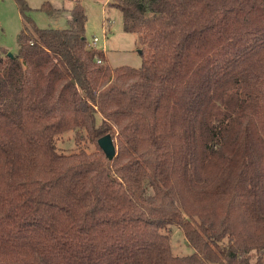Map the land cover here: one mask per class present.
I'll return each instance as SVG.
<instances>
[{
	"label": "trees",
	"instance_id": "trees-1",
	"mask_svg": "<svg viewBox=\"0 0 264 264\" xmlns=\"http://www.w3.org/2000/svg\"><path fill=\"white\" fill-rule=\"evenodd\" d=\"M16 1L18 53L0 46V264H264V0H112L146 47L138 69L97 64L79 1L63 30ZM71 130L97 151L59 153ZM173 226L192 255L173 254Z\"/></svg>",
	"mask_w": 264,
	"mask_h": 264
},
{
	"label": "rangeland",
	"instance_id": "rangeland-1",
	"mask_svg": "<svg viewBox=\"0 0 264 264\" xmlns=\"http://www.w3.org/2000/svg\"><path fill=\"white\" fill-rule=\"evenodd\" d=\"M31 9L27 15L41 29H67L71 20V9L77 1L87 14L86 37L91 43L94 36L100 39L97 49L104 51L107 63L112 68L127 66L140 68L143 63L141 52L146 49L140 43V35L124 30V15L110 4L112 0H24ZM50 4L56 11L43 9ZM23 29L21 11L16 0H0V46L9 53L17 54L18 36ZM107 33V35L105 34ZM104 64V65H105ZM98 124L101 117L98 116ZM57 151L71 155L80 151L94 153L97 144L91 142L85 131L71 130L56 139ZM118 141L114 139L117 148ZM171 247L175 256L184 257L194 253L184 233L176 226L169 227Z\"/></svg>",
	"mask_w": 264,
	"mask_h": 264
},
{
	"label": "water",
	"instance_id": "water-1",
	"mask_svg": "<svg viewBox=\"0 0 264 264\" xmlns=\"http://www.w3.org/2000/svg\"><path fill=\"white\" fill-rule=\"evenodd\" d=\"M9 56L13 57V54L9 53ZM98 145L110 160L116 157L117 150L112 136L107 135L101 138L98 141Z\"/></svg>",
	"mask_w": 264,
	"mask_h": 264
},
{
	"label": "built area",
	"instance_id": "built-area-1",
	"mask_svg": "<svg viewBox=\"0 0 264 264\" xmlns=\"http://www.w3.org/2000/svg\"><path fill=\"white\" fill-rule=\"evenodd\" d=\"M106 35H107V33H105ZM100 43V39L98 38V37H96V36H94L93 37V39H92V41H91V43H90V46L93 48V49H97V45ZM98 50V49H97ZM104 52V51H103ZM97 64L98 65H104L105 64V62H104V60L103 59H100V58H98L97 59Z\"/></svg>",
	"mask_w": 264,
	"mask_h": 264
},
{
	"label": "crops",
	"instance_id": "crops-1",
	"mask_svg": "<svg viewBox=\"0 0 264 264\" xmlns=\"http://www.w3.org/2000/svg\"><path fill=\"white\" fill-rule=\"evenodd\" d=\"M74 7V6H73ZM105 53V52H104ZM106 56V55H105Z\"/></svg>",
	"mask_w": 264,
	"mask_h": 264
}]
</instances>
